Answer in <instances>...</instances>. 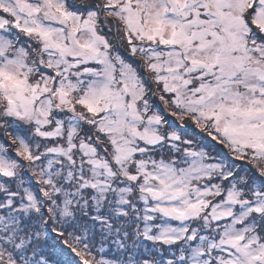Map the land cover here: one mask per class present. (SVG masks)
Instances as JSON below:
<instances>
[{
  "label": "snow or ice",
  "instance_id": "obj_1",
  "mask_svg": "<svg viewBox=\"0 0 264 264\" xmlns=\"http://www.w3.org/2000/svg\"><path fill=\"white\" fill-rule=\"evenodd\" d=\"M0 264H264V0H0Z\"/></svg>",
  "mask_w": 264,
  "mask_h": 264
}]
</instances>
